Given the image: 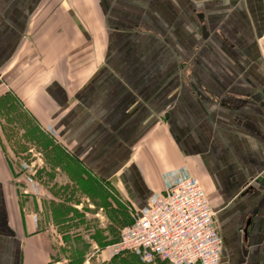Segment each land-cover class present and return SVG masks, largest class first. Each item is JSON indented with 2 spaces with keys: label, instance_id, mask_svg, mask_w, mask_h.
<instances>
[{
  "label": "crops",
  "instance_id": "0c3cea01",
  "mask_svg": "<svg viewBox=\"0 0 264 264\" xmlns=\"http://www.w3.org/2000/svg\"><path fill=\"white\" fill-rule=\"evenodd\" d=\"M263 34V0H0V264H91L186 176L264 264Z\"/></svg>",
  "mask_w": 264,
  "mask_h": 264
},
{
  "label": "built area",
  "instance_id": "2783aa9c",
  "mask_svg": "<svg viewBox=\"0 0 264 264\" xmlns=\"http://www.w3.org/2000/svg\"><path fill=\"white\" fill-rule=\"evenodd\" d=\"M222 249L216 212L200 181L186 176L135 216L111 250L113 256L130 254L145 263L221 264Z\"/></svg>",
  "mask_w": 264,
  "mask_h": 264
},
{
  "label": "rangeland",
  "instance_id": "374dc122",
  "mask_svg": "<svg viewBox=\"0 0 264 264\" xmlns=\"http://www.w3.org/2000/svg\"><path fill=\"white\" fill-rule=\"evenodd\" d=\"M262 37L260 38V42H261ZM42 157H41V160L46 161L45 157L44 156H42ZM81 189L85 190V188H81ZM91 253H93V252H91ZM110 255H111V257H110ZM108 258L109 259L111 258V260L106 261V259H108ZM113 258H114V256L112 255V250H109L108 253L106 254V256L105 255L102 256V255H100V253L96 254L95 257L92 258L93 263H91V264H158V263H145L139 257L134 256V255H130V254H126V255L124 254V256L122 255L121 257H119L116 260H113Z\"/></svg>",
  "mask_w": 264,
  "mask_h": 264
},
{
  "label": "trees",
  "instance_id": "16d2710c",
  "mask_svg": "<svg viewBox=\"0 0 264 264\" xmlns=\"http://www.w3.org/2000/svg\"><path fill=\"white\" fill-rule=\"evenodd\" d=\"M122 255L124 256V254H122ZM122 255H116V256H114L113 260L118 259V258L121 257ZM125 255H126V254H125ZM156 263H158V264H166L165 262H161V261H157Z\"/></svg>",
  "mask_w": 264,
  "mask_h": 264
},
{
  "label": "water",
  "instance_id": "95a60500",
  "mask_svg": "<svg viewBox=\"0 0 264 264\" xmlns=\"http://www.w3.org/2000/svg\"><path fill=\"white\" fill-rule=\"evenodd\" d=\"M260 46H261V49H262L263 52H264V35H263V37H262V39H261Z\"/></svg>",
  "mask_w": 264,
  "mask_h": 264
},
{
  "label": "flooded vegetation",
  "instance_id": "af4514ba",
  "mask_svg": "<svg viewBox=\"0 0 264 264\" xmlns=\"http://www.w3.org/2000/svg\"><path fill=\"white\" fill-rule=\"evenodd\" d=\"M263 5H264V0H263Z\"/></svg>",
  "mask_w": 264,
  "mask_h": 264
}]
</instances>
